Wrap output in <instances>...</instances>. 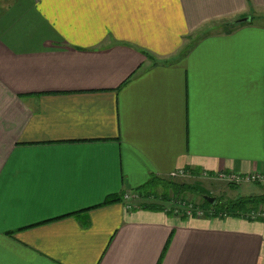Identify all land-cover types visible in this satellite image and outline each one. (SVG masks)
Returning a JSON list of instances; mask_svg holds the SVG:
<instances>
[{
	"label": "crops",
	"instance_id": "obj_1",
	"mask_svg": "<svg viewBox=\"0 0 264 264\" xmlns=\"http://www.w3.org/2000/svg\"><path fill=\"white\" fill-rule=\"evenodd\" d=\"M3 1L0 264H264V217L189 199L264 175V0Z\"/></svg>",
	"mask_w": 264,
	"mask_h": 264
},
{
	"label": "built area",
	"instance_id": "obj_2",
	"mask_svg": "<svg viewBox=\"0 0 264 264\" xmlns=\"http://www.w3.org/2000/svg\"><path fill=\"white\" fill-rule=\"evenodd\" d=\"M172 178H184L186 177L185 172H177L171 176ZM206 180H213L220 183H225L229 186H243L248 184H257V185H264V175L261 173H250V174H239L235 172L231 173H220L216 176L212 177L209 175H205ZM125 202L127 203V209H132L133 202L140 199V194L138 192L129 191L124 196ZM174 207L173 208H166L165 210L171 209L176 216H185L187 218H192L193 216H197L199 218L204 217L206 211L195 207L193 204L183 201H175L174 199ZM212 213L214 211L210 210ZM263 210L260 208L259 211H251L249 212L246 217L251 219H258L264 217L262 212Z\"/></svg>",
	"mask_w": 264,
	"mask_h": 264
},
{
	"label": "rangeland",
	"instance_id": "obj_3",
	"mask_svg": "<svg viewBox=\"0 0 264 264\" xmlns=\"http://www.w3.org/2000/svg\"><path fill=\"white\" fill-rule=\"evenodd\" d=\"M5 1L3 0H0V8H3V7H6V3H4ZM172 179L175 183H183V182H186V180L184 178H170ZM254 185H257V184H248V185H243V186H238L239 188L240 187H246V186H251L253 187ZM204 186H201L202 189H200L199 192L197 193H192L193 196L189 197L190 200H193L194 202H196L198 205H203L206 201H205V197L207 198H216L222 202H226V201H229V200H232L235 198V194L237 193H234V189L235 188H232L231 186L225 184V183H220V182H215V181H210V182H204ZM255 187V186H254ZM263 188V189H260V188ZM206 188V189H205ZM258 192V194L256 195H260V196H263L264 195V185H259L257 186V189H256ZM240 193V194H239ZM239 195H242L241 193H243L242 190H239ZM247 194V193H246ZM245 195V194H243ZM249 195H253L251 198L255 199V198H258L260 196H255V194H249ZM242 198V197H241ZM241 198H238V199H241ZM202 200V202H201ZM190 202V201H189ZM263 204L261 203H258L256 202L254 204V207H258V206H262ZM253 208V207H252Z\"/></svg>",
	"mask_w": 264,
	"mask_h": 264
},
{
	"label": "trees",
	"instance_id": "obj_4",
	"mask_svg": "<svg viewBox=\"0 0 264 264\" xmlns=\"http://www.w3.org/2000/svg\"><path fill=\"white\" fill-rule=\"evenodd\" d=\"M231 187L235 188L236 186H231ZM183 188H187L188 190L192 189L191 186L186 187V185H183ZM212 199H214V203H211L209 201H206L205 203H207L209 209L215 211L214 212L215 216L217 215L219 216L221 214L233 215V216H241V215L246 216L251 211L252 207H254V204L256 202L264 204V195L255 199L249 197V198H241L237 200H229L226 201L225 203L216 198H212ZM118 201H119L118 198H110L109 200L106 201L104 205L112 204Z\"/></svg>",
	"mask_w": 264,
	"mask_h": 264
},
{
	"label": "water",
	"instance_id": "obj_5",
	"mask_svg": "<svg viewBox=\"0 0 264 264\" xmlns=\"http://www.w3.org/2000/svg\"><path fill=\"white\" fill-rule=\"evenodd\" d=\"M208 201L211 203H214V199H212V198H210V199L208 198Z\"/></svg>",
	"mask_w": 264,
	"mask_h": 264
}]
</instances>
